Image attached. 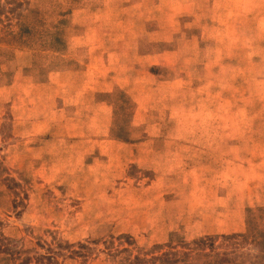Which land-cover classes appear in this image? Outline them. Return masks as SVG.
<instances>
[{
	"label": "rangeland",
	"instance_id": "1",
	"mask_svg": "<svg viewBox=\"0 0 264 264\" xmlns=\"http://www.w3.org/2000/svg\"><path fill=\"white\" fill-rule=\"evenodd\" d=\"M0 264H264V0H0Z\"/></svg>",
	"mask_w": 264,
	"mask_h": 264
}]
</instances>
